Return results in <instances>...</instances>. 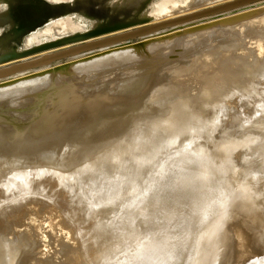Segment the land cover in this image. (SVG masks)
Returning a JSON list of instances; mask_svg holds the SVG:
<instances>
[{
  "label": "water",
  "instance_id": "1",
  "mask_svg": "<svg viewBox=\"0 0 264 264\" xmlns=\"http://www.w3.org/2000/svg\"><path fill=\"white\" fill-rule=\"evenodd\" d=\"M168 1L0 0V264H264V0Z\"/></svg>",
  "mask_w": 264,
  "mask_h": 264
},
{
  "label": "rangeland",
  "instance_id": "2",
  "mask_svg": "<svg viewBox=\"0 0 264 264\" xmlns=\"http://www.w3.org/2000/svg\"><path fill=\"white\" fill-rule=\"evenodd\" d=\"M188 1L190 0H170L168 2H164V3H156L155 9L153 10V15L154 14H161V13H168V16L170 17L171 14H173V12H176V10L178 8L183 7ZM261 3V2H260ZM258 3H254L252 4V6L256 5V4H260ZM251 7V6H249ZM247 15L250 16V24L249 26H258L260 24H251L253 22V20H257L258 18H264V5H257L255 8L253 9H247L245 10L242 15H241V19L233 16V15H226L225 16V21L226 23H220V29H228V28H234L237 26H241L244 24H247ZM167 17V18H169ZM160 21H163L162 19H159ZM166 20V18L164 19ZM261 26V25H260ZM69 27H73V23L70 21H60L58 24H56L54 27H52L50 30H41L38 33H36L35 35L31 36L28 40H26L25 45H34L37 44L39 42H41V40L43 41L44 38H49V37H53L54 35H62V34H66V33H72V32H63L62 29L65 28H69ZM81 29H83V27L81 26ZM114 35V34H112ZM110 35V36H112ZM42 38V39H41Z\"/></svg>",
  "mask_w": 264,
  "mask_h": 264
},
{
  "label": "bare ground",
  "instance_id": "3",
  "mask_svg": "<svg viewBox=\"0 0 264 264\" xmlns=\"http://www.w3.org/2000/svg\"><path fill=\"white\" fill-rule=\"evenodd\" d=\"M234 1H236V0H190L183 7L178 8L176 10V12H173V14H171L170 17L168 16L169 18H166V20L171 19V18H177V17H180L182 15H187L188 13H192V12L198 11L200 9L210 8V7H214V6L222 5V4H227L230 2H234ZM257 5H259V6L264 5V2H261L260 4H256V5L251 6V7L248 6L247 9H253ZM162 20L164 21V19H162ZM254 23L255 24L258 23L261 26H263L264 25V18H260V19L258 18L257 20L255 19V20H253V22L251 24H254ZM260 25H258V26H260Z\"/></svg>",
  "mask_w": 264,
  "mask_h": 264
}]
</instances>
